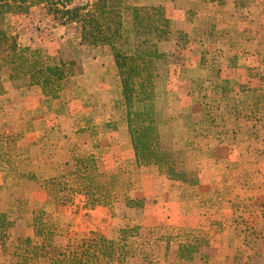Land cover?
<instances>
[{
    "label": "crops",
    "instance_id": "crops-1",
    "mask_svg": "<svg viewBox=\"0 0 264 264\" xmlns=\"http://www.w3.org/2000/svg\"><path fill=\"white\" fill-rule=\"evenodd\" d=\"M150 4L154 7L163 5L166 17L172 24H183L184 35L189 37L193 34L191 11L194 12V21L207 22L212 17L215 26L214 31L209 30V35L213 34L214 44L221 45L216 41L217 37L231 36L232 44L228 46V51L245 54L246 59L242 62L232 60L226 66L217 62L214 79L208 74V63L203 61L202 54L206 53L208 44L190 42L180 50L184 57L181 64L172 61L156 64L155 94L167 96V103L152 109L154 118L164 124L160 130L161 138L165 135L173 148L184 151L186 157L191 155L185 161L186 170L195 171L199 176V184L194 187L170 180L165 182L162 178L167 188L166 198L172 200L166 208L170 216L168 222L182 226L188 233L197 236L205 237L207 233L209 237L205 238L211 240L213 237L224 246L236 245L240 236L230 233L226 237L217 233L214 220L224 222L223 230L225 227L235 231L238 224H231L232 220L221 217V214L231 212L232 218L236 219L238 205L249 207L254 201H249V198L264 197V0H152ZM201 29L199 35L209 36L208 32L205 34V29ZM139 36H134L138 39L136 44L150 39L152 44L162 46L158 48L160 54L171 56L176 52L164 45L168 41L176 45V39L159 43L155 32L150 37ZM219 40L222 43L228 41ZM104 53L106 57L97 56L83 63L84 71L76 76V99L64 113H60L56 102L44 97L39 88L20 87L10 80H3L5 90L0 100L4 109H0V134L15 135L17 132L27 137L33 135L31 132L34 130V143L27 141L26 144L22 140L18 154L23 164H39L40 170L61 164L74 149L83 155H95L101 170L110 179L108 197L113 188L124 196L128 188L130 192L133 190L134 182L142 187L144 176L131 175V179L124 173L121 176V172L128 168H132V172H142L147 167H139L136 163L126 119L122 81L112 53L107 48H104ZM218 71L230 74L225 81L230 86L246 84L247 94L235 91L226 96L221 92L213 95L210 89L207 91L211 84L214 89L221 88ZM20 95L22 100L14 99ZM221 99L224 102L221 103ZM15 100L18 108L13 104V108H9ZM208 100L213 103L206 107L204 102ZM143 110V104L134 105V111ZM86 126L96 131L94 140L78 137L77 132L85 130ZM256 142L260 144L257 160L252 158L257 151L254 148ZM112 171L118 175V188L113 186ZM160 180L159 173H154L151 185L157 187ZM25 185H6L0 173V213L9 214L12 208H30L31 201L25 192ZM175 185H181V188ZM39 186V195L45 200L55 196L46 192L43 183ZM108 208L112 205L97 207L92 212L104 216L109 212ZM245 212L253 213V210L248 208ZM8 220L12 222L10 230H29V222L13 218ZM179 220H182L181 225Z\"/></svg>",
    "mask_w": 264,
    "mask_h": 264
},
{
    "label": "rangeland",
    "instance_id": "rangeland-1",
    "mask_svg": "<svg viewBox=\"0 0 264 264\" xmlns=\"http://www.w3.org/2000/svg\"><path fill=\"white\" fill-rule=\"evenodd\" d=\"M151 1L152 0H128V3L131 6L147 7L153 6L150 4ZM87 2L88 0H79L74 4V6H83ZM157 6L163 9L166 16L164 6ZM193 15L194 12L191 11L190 21L192 25L191 27H193L192 36L189 37L188 35H184L183 24H171V33H173L174 36H168L167 39L163 40V42H166L168 39L178 40L176 45L173 41H168L167 44L164 43L167 48H171L176 52L172 53L171 56L169 55L171 58H169L168 55H162L156 63L164 64L165 61H172L176 64H181L184 57L183 52L180 50H182L184 46L188 45L190 42H205V44H208V47H206V53L202 54L205 58L203 61L208 63V74L214 77V79L216 78L214 75V65H216L217 62L220 66H226L227 63L232 60L242 62L244 58L246 59L244 53L239 55L228 51V48L232 44L231 36L228 38L225 36L217 37L216 41H219V44L221 45L214 44L215 38L213 34L209 35V30L214 31L215 26L213 24V20L211 19L212 17H210L211 21L198 22L192 20ZM12 23L15 26L21 27L19 30V43H21V45L24 43L30 44L32 47L35 46L36 48H40L43 53L48 56L60 58L62 61L67 63H74L73 76L65 82L64 89L59 98H48L56 102V109L60 113H64L67 109L69 110L72 100L76 99V76H78V73L80 74L84 71L83 63L88 60H93L94 58L96 59L97 56L106 57L104 48H107V50L112 53L110 47H90L80 45V37L76 26H71L70 28L60 26L57 22L53 21L51 17L47 16L45 11L41 8H34L30 15L15 17L12 19ZM201 26L203 27L202 29ZM132 29V26H128L129 31ZM200 29L201 31L205 29V34L208 32L209 36L204 37L201 34L199 35ZM139 35H149L150 37L151 33L148 32L131 35L133 43L136 44V41L138 40L134 39V36L139 38ZM219 39L228 41L222 43ZM158 42L161 43L162 41H159L158 39ZM145 43L155 45L159 49L162 47L157 44H152L150 39L145 41ZM7 72L8 71L6 69L1 71L3 86V80L9 81ZM218 73L219 74H217V76L219 80L221 79L222 85L219 86L221 87L219 89H214L213 84L209 85L206 90L208 91L210 89L211 94L218 95L219 92H221V95L226 94L227 96L232 92L235 93V91H239L245 95L247 94L248 86L246 84L239 83V85L230 86V84L225 83L230 74L227 71L221 72V74L220 71H218ZM26 82L27 80L23 79L17 82L16 85L20 87L25 85L27 86ZM254 88H256V86ZM3 93L0 94V99ZM22 97L23 96L21 95L15 96L14 99L16 98L22 100ZM155 97V106H162L167 103V96L163 97L155 94ZM1 102L2 101L0 100V109H4ZM222 102L224 101L221 99V103ZM207 103L204 102L206 107L211 105L213 102L208 100ZM215 103L218 104V102ZM11 104L18 108V102L16 100L15 102L10 103L9 108H13ZM1 119L2 114H0V120ZM155 120L158 121V119ZM159 123L160 130H162L161 128L164 127V124L161 123V121ZM18 128L19 127L17 126L16 129ZM31 128H34V126L32 125ZM84 129L85 130L77 132L79 135L78 137L84 140H88L89 138H93L94 140V137H96V131L93 130L91 126H86ZM31 134L33 135H27V137L26 134L24 135L17 132L15 135L5 133L0 134V141L1 139L9 137H14L15 139L16 159L14 170L16 171L17 176L18 172L23 175L21 183L26 184L24 186L25 192H27L31 201L30 208H12L9 210V214L0 213L5 214L7 219L13 218L14 220L20 219L24 222H29V230H25V232H21V230L8 229V235L5 239V243H0V264H90L91 261L94 262V264H264L263 196L256 199L249 198V201H254L249 207L246 205L242 206L243 212H241V205H238L240 208H237V212L239 214L236 215V219L232 218L231 212H224L221 214V217L230 219V221L232 220L230 222L231 224H238L235 231L226 229L225 227L223 230L224 222L219 223L214 220L217 225V228L215 229L217 233L226 237H228L230 233L240 236L237 239L238 243L233 246H224L219 244L213 237H211V240H208V238H205L206 236L209 237L207 233L205 237H201L200 235L197 236L195 233V235L188 233V231L184 230L182 226L179 227L177 224H171L168 222L170 216L168 215L166 208L167 204H170L172 200L170 201L166 198L167 188L166 185L162 183V178L165 182H168L169 180L165 167L159 168L156 166H148L142 172H137V170L136 172H132V168L122 171L121 176L124 174L130 175L131 179H133L131 175L136 176L143 174V186L140 187L138 182H134L133 190L130 192V189L128 188L127 194L124 196L119 195L118 190L113 188L114 190L111 195L107 197L110 202H107L106 205H112V208H108L109 212H107L106 215H97L94 212L86 213V211L82 209L83 205L81 197H76L75 205H71V200L68 199L69 192L61 194L63 196L61 200L53 199L54 201H52V203L49 199L45 200L44 196L39 195V184L43 183L42 180L49 177L61 176L64 170L68 172L73 170V165H66V162L70 160L72 155L64 159L59 165L47 166L41 170V166L39 164L33 162H25L23 164L19 159L18 150L21 148L19 147V144L22 143V140H24L26 144H28L27 141L31 143L32 139L36 138L34 130ZM161 139L164 145L170 146L174 151L180 153L177 164L179 170L198 176L195 171L186 170L185 161L190 158L191 155L186 157L184 151L173 148L172 143L165 135ZM254 148H256L257 151H254L255 153H253L252 158L257 160L259 156L258 152L260 151L257 148H260V144L256 142V146ZM78 154L85 156L80 151H78ZM191 159L195 160V157H192ZM5 168L8 170L7 165H5ZM111 173L113 186L116 188L120 187V181L117 179L118 175L113 171ZM154 173H159V178H161L157 187H155V185H151V178ZM32 175H34L36 180H33L32 178L30 179V176ZM8 179H10L9 183L4 182L6 185L19 187L21 184L15 185V183H13L15 181L10 182L11 178L9 176ZM74 185V180L70 179L69 186ZM175 186L181 188V185ZM170 191L181 190L170 189ZM130 201H134L132 207L128 206V202ZM62 203L64 205H62ZM248 208H251L253 213L245 212ZM34 212H37V216H40L39 218L43 219L42 222L46 225V227L51 228L55 231L56 235H58L53 242L54 253H63L62 255H55L53 258H50V256L38 258L36 256L33 248L40 246L43 239L41 237H35ZM43 213L45 214L43 215ZM181 221L182 220L178 221L180 222V225L182 224ZM205 221L206 223L209 222H207V220ZM9 222L12 224L11 221ZM124 231L126 233H124ZM94 236L97 238L96 241L99 242V245L97 244L96 246L100 250V253H102L104 247H108L111 257L107 258L102 257L101 255H96L89 263H87L89 260L81 259L82 252L77 250L76 247L78 245L80 246L81 243L86 240H91ZM27 239H31L33 243L29 244V242L26 241ZM0 241H3L1 237ZM230 247L234 250L233 253ZM27 258L29 260L25 261Z\"/></svg>",
    "mask_w": 264,
    "mask_h": 264
},
{
    "label": "trees",
    "instance_id": "trees-1",
    "mask_svg": "<svg viewBox=\"0 0 264 264\" xmlns=\"http://www.w3.org/2000/svg\"><path fill=\"white\" fill-rule=\"evenodd\" d=\"M77 1L79 0H0V94L4 91L1 80V71L4 69L8 71L10 81L17 83L25 79L27 86L39 88L45 97L52 99L59 98L65 82L73 76L74 63L48 56L40 48L30 44L19 43L21 27L15 26L12 19L30 15L34 8H41L60 26H76L80 45L111 48L122 81L127 124L137 165L165 167L169 180L198 185L197 175L180 171L177 167L180 153L163 144L160 123L152 113L156 99V61L162 54L155 45L135 44L131 39L133 34L155 32L159 41H163L172 32V22L160 7L131 6L128 0H88L83 6H74ZM128 26L133 29L129 31ZM136 103L144 105L142 112L134 111ZM76 153L78 151L73 150L72 157L66 162V165H73L72 171L64 170L61 176L49 177L42 182L46 192L55 195L49 199L51 203L53 199L61 200V194L69 192L71 205H75L76 197H83L82 209L89 213L97 207L107 205L111 183L108 174L101 170L95 155L82 156ZM15 159L14 137L1 139L0 171L4 182L9 183V176L10 182L15 181L13 183L19 185L23 175L18 172L17 176L14 170ZM31 178L36 180L34 175ZM70 179L74 180V186H69ZM133 203L134 201L128 202V206L132 207ZM39 217L34 212L35 237L43 239L40 246L33 248L36 256L53 258L55 255H62L63 253H54L53 242L58 235L46 227ZM11 226L5 214H0V237L3 243ZM96 240L94 236L76 247L82 252L81 259L89 260L87 263L96 255L111 257L108 247H104L100 253L96 246L99 242ZM26 241L33 243L31 239ZM28 260L27 258L25 261ZM90 264L94 262L91 261Z\"/></svg>",
    "mask_w": 264,
    "mask_h": 264
}]
</instances>
